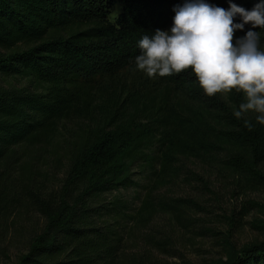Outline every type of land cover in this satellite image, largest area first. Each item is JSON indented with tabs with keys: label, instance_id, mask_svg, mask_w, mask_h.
<instances>
[{
	"label": "trees",
	"instance_id": "1",
	"mask_svg": "<svg viewBox=\"0 0 264 264\" xmlns=\"http://www.w3.org/2000/svg\"><path fill=\"white\" fill-rule=\"evenodd\" d=\"M211 2L227 7L226 0ZM235 2L250 8L255 0ZM181 3L0 0V75L37 84L35 90L0 88V168L6 167L0 172V215H11L25 201L43 219L18 264H132L122 259L126 225L133 223L129 206L119 199L104 202L105 196L139 189L144 179L151 187L140 220L156 211L178 217L167 198L154 202V188L174 183L183 162L219 154L223 145L240 138L245 147L264 146V129L234 115L243 94L207 96L190 68L156 76L143 95L128 101L130 118L111 123L114 115L106 113L111 100L97 101L104 90L101 81L134 69L137 42L157 28H169L172 8ZM116 5L122 9L113 17ZM257 31L264 49V29ZM75 120L88 125L102 120L113 132L105 125L104 131L88 130L71 149L68 172L54 192L28 193L24 184L10 180L9 167L17 165L20 147L38 145L58 123ZM134 120L146 126L134 134L128 127L126 135ZM225 259L221 264H264V243L240 250L228 245Z\"/></svg>",
	"mask_w": 264,
	"mask_h": 264
},
{
	"label": "rangeland",
	"instance_id": "2",
	"mask_svg": "<svg viewBox=\"0 0 264 264\" xmlns=\"http://www.w3.org/2000/svg\"><path fill=\"white\" fill-rule=\"evenodd\" d=\"M121 9V5H116L112 16ZM155 78L134 68L113 80L101 81L104 90L103 94H97V101L99 97L111 100L110 108H106V113L110 110L114 115L111 123L131 117L128 101L135 95H143ZM0 88L35 90L37 84L29 79L0 75ZM127 92L129 97L125 99ZM256 115L249 111L241 118L263 130L264 125L256 121ZM104 125L107 133L113 132L102 120L97 125L76 120L58 123L53 133L38 145L18 149L17 165L9 167L10 180L20 187L24 184L28 193L56 191L68 172L71 149L86 139L88 130L104 131ZM144 126L143 121L134 120L127 126L126 135H129L128 127L134 134ZM242 140L225 144L219 154L200 161L186 160L174 183L154 188V202L167 198L178 208V217L156 211L150 218L140 220V209L151 187V182L144 179L139 189L114 192L102 199L110 204L118 199L127 203L128 216L133 217V223L126 225L124 233V261L221 264L226 260L228 245L240 250L250 244L264 243V146L260 148V142H253V147H245L246 141L242 143ZM152 151V148L148 150ZM42 226V217L25 201L11 215H0V264H18Z\"/></svg>",
	"mask_w": 264,
	"mask_h": 264
},
{
	"label": "clouds",
	"instance_id": "3",
	"mask_svg": "<svg viewBox=\"0 0 264 264\" xmlns=\"http://www.w3.org/2000/svg\"><path fill=\"white\" fill-rule=\"evenodd\" d=\"M226 3L183 0L174 5L171 26L137 42L135 68L150 78L190 68L207 96L242 93L244 101L234 115L252 111L264 125V49L257 31L264 29V0H255L250 8L235 0ZM238 31L243 35L237 36Z\"/></svg>",
	"mask_w": 264,
	"mask_h": 264
}]
</instances>
